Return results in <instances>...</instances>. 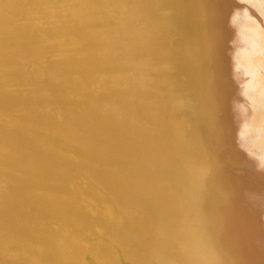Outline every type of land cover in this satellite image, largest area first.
Masks as SVG:
<instances>
[{"label":"bare ground","instance_id":"bare-ground-1","mask_svg":"<svg viewBox=\"0 0 264 264\" xmlns=\"http://www.w3.org/2000/svg\"><path fill=\"white\" fill-rule=\"evenodd\" d=\"M0 264H264V4L0 0Z\"/></svg>","mask_w":264,"mask_h":264},{"label":"snow or ice","instance_id":"snow-or-ice-1","mask_svg":"<svg viewBox=\"0 0 264 264\" xmlns=\"http://www.w3.org/2000/svg\"><path fill=\"white\" fill-rule=\"evenodd\" d=\"M250 2H251V0H250ZM259 2H260L261 4H264V0H259Z\"/></svg>","mask_w":264,"mask_h":264}]
</instances>
